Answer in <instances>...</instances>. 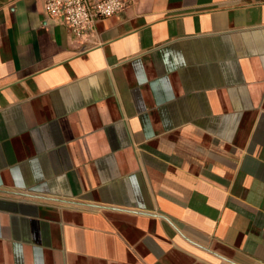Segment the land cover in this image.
<instances>
[{"label":"crops","instance_id":"crops-1","mask_svg":"<svg viewBox=\"0 0 264 264\" xmlns=\"http://www.w3.org/2000/svg\"><path fill=\"white\" fill-rule=\"evenodd\" d=\"M44 1L0 0V264H264V0Z\"/></svg>","mask_w":264,"mask_h":264},{"label":"built area","instance_id":"built-area-1","mask_svg":"<svg viewBox=\"0 0 264 264\" xmlns=\"http://www.w3.org/2000/svg\"><path fill=\"white\" fill-rule=\"evenodd\" d=\"M127 0H45L49 20L62 25L72 39L91 35L96 24L125 10Z\"/></svg>","mask_w":264,"mask_h":264}]
</instances>
